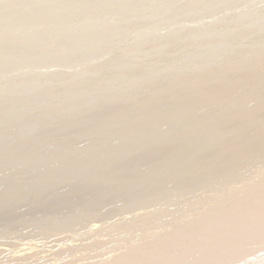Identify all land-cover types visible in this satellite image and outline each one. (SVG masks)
Listing matches in <instances>:
<instances>
[{"label": "rangeland", "instance_id": "rangeland-1", "mask_svg": "<svg viewBox=\"0 0 264 264\" xmlns=\"http://www.w3.org/2000/svg\"><path fill=\"white\" fill-rule=\"evenodd\" d=\"M6 1L0 264H181L238 227L215 221L264 184V0ZM229 246L218 264H264L262 241Z\"/></svg>", "mask_w": 264, "mask_h": 264}, {"label": "bare ground", "instance_id": "bare-ground-1", "mask_svg": "<svg viewBox=\"0 0 264 264\" xmlns=\"http://www.w3.org/2000/svg\"><path fill=\"white\" fill-rule=\"evenodd\" d=\"M15 0H12L11 2H10V4L11 5H13V6H11V8L13 7V8H16V7H19L20 8V6H18V5H21V1H19V0H16V3H17V1H18V3L16 4V7H15V2H14ZM3 2V1H2ZM5 2V1H4ZM8 1H6V3H7ZM8 2V3H9ZM14 2V3H13ZM8 3H7V6H8ZM20 3V4H19ZM26 3V2H25ZM25 3H23L24 4V7H26L25 6ZM5 4V3H4ZM4 4H2L3 6H4ZM2 6V7H3ZM10 6V5H9ZM23 6H21V9H23L22 8ZM8 10L10 9V7L8 8V7H6ZM21 9H18L19 10V15H20V12L22 11ZM0 10H1V8H0ZM11 10V9H10ZM15 11H17V8H16V10ZM23 12H24V10H23ZM16 13V12H15ZM22 13V12H21ZM35 13V12H34ZM49 13V12H48ZM18 14H16V15H18ZM18 15V16H19ZM23 15V14H22ZM21 16V15H20ZM19 16V17H20ZM28 16V15H27ZM26 16V17H27ZM50 16V15H49ZM25 17V16H24ZM14 19L16 18V17H13ZM18 18V17H17ZM21 18H23V17H20V19ZM29 18V17H28ZM1 19V18H0ZM20 19H17V20H20ZM21 21V20H20ZM23 21V20H22ZM8 22V21H7ZM6 22V23H7ZM11 24V23H10ZM244 51V50H243ZM256 66V65H255ZM259 72L260 73H257L256 74V77H257V75L258 76H260V77H263L264 78V70H263V68L261 69V71L259 70ZM235 76V75H234ZM233 76V77H234ZM252 77H254V76H252ZM223 78H224V76H223ZM226 78V77H225ZM229 77H227V80H228V82H229V79H228ZM231 78V77H230ZM236 78V77H235ZM251 78V77H250ZM218 79H220V78H218ZM234 79V78H233ZM242 79V78H241ZM254 79V78H253ZM262 79V78H261ZM198 80V79H197ZM221 80H224V79H221ZM232 80V79H231ZM236 81H238V80H240V78L239 79H235ZM234 80V81H235ZM203 81V80H202ZM220 81V80H219ZM233 80H232V82H234ZM246 81V80H245ZM198 82V81H197ZM224 82V81H223ZM231 82V83H232ZM240 82V81H239ZM238 82V83H239ZM243 82V81H242ZM237 83V82H236ZM249 83V82H248ZM247 83V84H248ZM262 83V82H261ZM196 84V83H195ZM200 84V83H199ZM215 84V83H214ZM223 84V83H222ZM229 84V83H228ZM246 84V85H247ZM250 84V83H249ZM252 84V83H251ZM194 85V84H193ZM192 85V86H193ZM196 85H198V83L196 84ZM202 85V84H201ZM199 86V87H204V85H202V86ZM217 85H219V84H217ZM227 85V84H226ZM242 84H231V87H230V85H229V87H230V89L229 90H234L235 92H237L238 91V88H239V86H241ZM253 85V84H252ZM264 85V82H263V84H262V86ZM183 86V85H182ZM250 86V85H249ZM248 86V87H249ZM262 86H260V87H262ZM195 87V86H194ZM218 87H220V86H218ZM226 87V86H225ZM242 87V86H241ZM256 87H258V85L256 86ZM260 87H258V88H260ZM184 88V87H183ZM183 88H182V90H183ZM186 88V87H185ZM196 88H197V86H196ZM195 88V89H196ZM205 89H207V87H204ZM204 88H202V89H204ZM211 89H212V87H210ZM228 88V86L226 87V90H228L227 89ZM201 89V88H200ZM204 89V90H205ZM245 89H246V87H245ZM261 89V88H260ZM189 90V93H190V89H188ZM197 90V89H196ZM195 90V91H196ZM248 90V89H247ZM250 90V89H249ZM168 91V90H167ZM191 91H192V89H191ZM197 91H199V90H197ZM196 91V93H197V95L198 94H200V92L198 93ZM203 91V90H202ZM245 91V90H244ZM222 92H224V90L222 91ZM221 92V93H222ZM246 92V91H245ZM248 92V91H247ZM185 93L187 94V92L185 91ZM188 93V94H189ZM192 93V92H191ZM196 93H194L193 95H195ZM219 93V92H218ZM240 93V92H239ZM242 93H243V91H242ZM82 94V93H81ZM210 93H207L206 92V94L205 95H209ZM220 94V93H219ZM218 94V95H219ZM224 94V93H223ZM244 94V93H243ZM242 94V95H243ZM192 94H191V96H193ZM203 95V94H202ZM235 95V94H234ZM239 95V94H238ZM241 95V94H240ZM252 95V94H251ZM190 96V95H189ZM188 96V97H189ZM210 96V95H209ZM197 97V96H196ZM200 97V96H199ZM204 97V96H203ZM204 98H206V97H204ZM221 98V97H220ZM242 98V97H241ZM173 99V98H172ZM189 99V98H188ZM195 99V98H194ZM198 99V98H197ZM229 99V98H228ZM228 99H226L227 101H228ZM235 99V98H234ZM240 99V98H239ZM175 100V99H174ZM192 100V99H191ZM198 100H201L200 98L198 99ZM204 100V99H203ZM206 100H207V98H206ZM206 100H204V101H206ZM209 100V99H208ZM207 100V101H208ZM225 99H224V102L226 101ZM252 100V99H251ZM255 100V99H254ZM147 101H148V99H147ZM150 101H151V99H150ZM186 101H188L187 99H186ZM206 101V102H207ZM210 101V100H209ZM209 101H208V103H209ZM162 102V101H161ZM172 102V101H171ZM205 102V103H206ZM212 102V101H211ZM210 102V103H211ZM222 102H223V100H222ZM238 102V101H237ZM241 102V101H240ZM188 103H189V101H188ZM199 103V102H198ZM200 103H202V102H200ZM208 103H206V105L208 104ZM225 103H227V102H225ZM228 103H229V101H228ZM242 103V102H241ZM263 103V102H262ZM173 104V103H172ZM203 104H204V102H203ZM191 105V104H190ZM196 105V104H195ZM210 105H212V104H210ZM223 105V104H222ZM199 107V106H198ZM197 107V108H198ZM204 107V106H203ZM203 107H201V108H203ZM213 107V106H212ZM225 107V106H224ZM227 107V106H226ZM248 107V106H247ZM252 107V106H251ZM251 107H250V109H251ZM149 108V107H148ZM229 109H230V107H228ZM256 108H258L257 106H256ZM256 108H255V110H256ZM260 108H261V105H260ZM143 109V108H142ZM182 109V108H181ZM243 109V108H242ZM245 109V108H244ZM248 109V108H247ZM246 109V110H247ZM253 109H254V107H253ZM262 111H263V109H264V105H262ZM261 109H260V111H261ZM28 110V109H27ZM31 110V109H30ZM149 110V109H148ZM254 110V111H255ZM258 110V109H257ZM185 111V110H184ZM251 111V110H250ZM128 112V111H127ZM246 112H248V111H246ZM259 112V111H258ZM264 112V111H263ZM65 113V112H64ZM154 112L152 111V114H153ZM160 113V112H159ZM158 113V114H159ZM179 113V112H178ZM224 113V112H223ZM234 112H232L231 114H233ZM240 113V112H239ZM255 113V112H254ZM254 113H252V114H254ZM261 113V112H260ZM149 114V113H148ZM164 114V113H163ZM149 115H151V113L149 114ZM148 115V116H149ZM156 115V114H155ZM189 115V114H188ZM194 115V114H193ZM226 115V114H225ZM250 115V114H249ZM152 116V115H151ZM157 116V115H156ZM166 116H168V115H166ZM171 116H173V115H171ZM170 116V117H171ZM175 116H177V113H176V115ZM180 117H181V115H179ZM228 116V115H227ZM232 116V115H231ZM145 117V116H144ZM154 117V116H153ZM161 117V116H160ZM159 117V118H160ZM169 117V118H170ZM189 117V116H188ZM214 117V116H213ZM246 117V116H245ZM253 117V116H252ZM118 118V117H117ZM158 118V117H157ZM162 118H164V117H162ZM168 118V117H167ZM183 118H184V115H183ZM231 118V117H230ZM147 119V118H146ZM151 119V118H150ZM161 119V118H160ZM171 119V118H170ZM180 119V118H179ZM232 119H234V118H232ZM246 119V118H245ZM244 119V120H245ZM125 119H123V121H124ZM130 120V119H129ZM156 120V119H155ZM173 120V119H172ZM190 120V119H189ZM218 120V119H217ZM243 120V119H242ZM249 120V119H248ZM121 121L122 120H120V123H119V128L118 129H121ZM122 121V122H123ZM127 121V120H126ZM160 121V120H159ZM183 121V120H182ZM185 121V120H184ZM188 121V120H187ZM178 122V121H177ZM181 122V121H180ZM203 122V121H202ZM215 122H216V120H215ZM214 122V123H215ZM219 122V121H218ZM223 122V121H222ZM228 122V121H227ZM252 122V121H251ZM116 123V121L114 122V124ZM128 123H130V121L128 122ZM159 123V122H158ZM161 123V122H160ZM176 123V122H175ZM188 123V122H187ZM214 123H212V124H214ZM148 124H150V123H148ZM173 124V123H172ZM177 124V123H176ZM175 124V125H176ZM194 124V123H193ZM205 124V123H204ZM208 124H211V123H208ZM211 124V125H212ZM215 124H217V123H215ZM214 124V125H215ZM221 124V123H220ZM248 124H251V123H248ZM67 125V124H66ZM65 125V126H66ZM174 125V124H173ZM184 125V124H183ZM213 125V126H214ZM32 126V125H31ZM73 126V125H72ZM205 126V125H204ZM156 127V126H155ZM158 127V126H157ZM186 127V126H185ZM188 127V126H187ZM126 128V127H125ZM124 128V129H125ZM130 128H131V126H130ZM145 128V127H144ZM150 128V127H149ZM191 128H193V127H191ZM204 128V127H203ZM202 128V129H203ZM208 128H209V126H208ZM207 128V129H208ZM214 128V127H213ZM212 128V129H213ZM219 129H220V127H218ZM22 129V128H21ZM67 129V128H66ZM68 129H70V128H68ZM154 129V128H153ZM181 129V128H180ZM200 129V128H199ZM198 129V130H199ZM206 129V128H205ZM222 129V128H221ZM220 129V130H221ZM240 129V128H239ZM111 130H113V129H110V131ZM136 130V129H135ZM143 130H145V129H143ZM186 130H187V128H186ZM225 130V129H224ZM228 130V129H227ZM120 131V130H119ZM118 131V132H119ZM147 131V130H146ZM164 131V130H163ZM190 131H193V132H195L194 131V129L193 130H190ZM209 131V130H208ZM208 131H207V133H208ZM222 131V130H221ZM226 131V130H225ZM261 131H263V133H264V127L262 128V130ZM121 132H122V129H121ZM143 132H145V131H143ZM205 132V131H204ZM232 132V131H231ZM257 132H260V131H257ZM140 133V132H139ZM141 133H142V131H141ZM147 133V132H146ZM156 133V132H155ZM189 133V132H188ZM202 133V132H201ZM206 133V132H205ZM240 133V132H239ZM262 133V134H263ZM107 134V133H106ZM105 134V135H106ZM130 134V132H128V134H127V136ZM191 134V133H190ZM221 134V133H220ZM246 134V133H245ZM259 136H260V133H257ZM262 134H261V137H262ZM113 135V134H112ZM131 135V134H130ZM159 135V134H158ZM205 135V134H204ZM224 135V134H223ZM250 135L251 136H253V135H255V134H249V137H250ZM103 136V135H102ZM109 136H111V133H110V135ZM108 136V137H109ZM151 136V135H150ZM160 136V135H159ZM191 136H192V134H191ZM228 136V135H227ZM258 136V137H259ZM104 137V136H103ZM130 137H132V136H130ZM144 137V136H143ZM205 137H206V135H205ZM204 137V138H205ZM225 137V136H224ZM223 137V138H224ZM241 137H243V136H241ZM240 137V138H241ZM258 137L257 138H255V139H257L258 140ZM111 138V137H110ZM147 138V137H146ZM248 138V137H247ZM246 138V139H247ZM109 139V138H108ZM128 139H130L129 137H128ZM136 139V138H135ZM141 139H143V138H141ZM151 139V138H150ZM215 139V138H214ZM220 138H218V140H219ZM225 139V138H224ZM233 139V138H232ZM249 139V138H248ZM262 139V138H261ZM264 139V138H263ZM111 140V139H110ZM145 140V139H144ZM200 140V139H199ZM223 140V139H222ZM243 140V139H242ZM259 140H260V138H259ZM258 140V141H259ZM49 141V140H48ZM125 141H127V140H125ZM209 141L211 142L212 140L211 139H209ZM258 141H256V143L258 142ZM133 142V141H132ZM219 142V141H218ZM223 142V141H222ZM242 142V141H241ZM191 143H192V141H191ZM212 143V142H211ZM223 143H225V142H223ZM263 143V142H262ZM261 143V144H262ZM55 144V143H54ZM147 144V143H146ZM149 144V143H148ZM214 144V143H213ZM221 144V143H220ZM219 144V145H220ZM258 144V143H257ZM260 144V143H259ZM160 145V144H159ZM222 145V144H221ZM199 146V145H198ZM203 146V145H202ZM223 146V145H222ZM221 146V147H222ZM263 146V145H262ZM113 147V146H112ZM149 147V146H148ZM161 147V146H160ZM224 147V146H223ZM49 148V147H48ZM176 148V147H175ZM203 148V147H202ZM201 148V149H202ZM210 148V147H209ZM263 148V147H262ZM196 149V148H195ZM241 149V148H240ZM128 150V149H127ZM179 150V149H178ZM141 151V150H140ZM180 151V150H179ZM189 152H191V150L189 151ZM196 152V151H195ZM204 152V151H203ZM49 154V153H48ZM143 154V153H142ZM180 154V153H179ZM21 155V154H20ZM55 156V155H54ZM187 156V155H186ZM62 157V156H61ZM56 158V157H55ZM142 158V157H141ZM242 159V158H241ZM211 160V159H210ZM216 160H218V159H216ZM45 161V160H44ZM85 161V160H84ZM111 161V160H110ZM230 161V160H229ZM212 163V162H211ZM1 164V163H0ZM21 164V163H20ZM37 164V163H36ZM50 164V163H49ZM56 164V163H55ZM81 164V163H80ZM201 164V163H200ZM84 165V164H83ZM183 167V166H182ZM210 167V166H209ZM231 167V166H230ZM52 168V167H51ZM149 171V170H148ZM158 172V171H157ZM164 172V171H163ZM136 173V172H135ZM147 173V172H146ZM112 174V173H111ZM204 174V173H203ZM156 176H157V174H156ZM167 176V175H166ZM203 176V175H202ZM35 178V177H34ZM38 178V177H37ZM168 179V178H167ZM82 182V181H81ZM155 182V181H154ZM160 182V181H159ZM262 182V181H261ZM260 182V183H261ZM83 183V182H82ZM258 185H256V187H257ZM255 187V186H254ZM253 187V188H254ZM254 188L255 190H257L259 193H258V195H257V193H255L256 191H254V193H253V195H257V196H262V197H257V196H255V197H253L252 196V192H250V195L248 196L247 194H245V195H242V197L240 198V201L236 204V205H234L232 208H231V210H229V212L231 211L232 213L230 214L229 212V215L227 216L226 215V217L225 216H223V217H220L219 216V218L217 217V221H215V222H217V224H219V225H227V227H228V225H232V223H230L231 221H235V223L238 225V227H236V228H232V227H230L229 226V228L227 229V228H225V229H227V231L228 232H226L227 234H228V237L226 236V240L225 241H222L221 240V238H222V236L225 234V235H227L226 233H223V235H222V233H221V238L220 239H218V240H212V238L211 239H206V240H204V241H199L198 242V244H199V246H197L196 244V246L195 245H193L192 247H194V249L195 250H199V253H201V255H200V258H199V255H198V258L197 257H194V256H190L191 258L192 257H194V259H187L185 262H183V263H181V264H212V263H208V262H206V258H207V256L208 255H210V252H212V251H215V252H217L219 255H217L216 256V258H217V261L216 262H214V264H218V262L220 261L221 262V260H226L227 259V257H230V253L229 252H231V250H230V246H229V244L231 245V243H232V241H238V242H240L241 240H242V236H247V237H249L250 239L252 238L254 241H262L263 243H264V184H263V182H262V184H260V186L259 187H257V188ZM242 193H243V191H242ZM6 198V197H5ZM223 199V198H222ZM238 199V198H237ZM233 200H234V198H233ZM236 200V199H235ZM228 203V202H227ZM221 209V208H220ZM214 214V215H213ZM210 213V215H212V217H210L211 219L210 220H212V219H214L213 218V216H215V212L214 213ZM227 214V213H226ZM216 215H219V214H216ZM249 215H252L253 216V219L255 220V218L257 219V221H250V220H253V219H250V220H248V219H246V216L248 217ZM206 218V217H205ZM203 219V218H202ZM206 219H208L209 220V216L206 218ZM230 223V224H229ZM207 224V223H206ZM208 224H210V223H208ZM214 225V224H213ZM213 225H211V226H213ZM210 226V225H209ZM198 228V227H197ZM213 228V227H212ZM211 228V229H212ZM216 228V227H215ZM214 228V229H215ZM221 228V227H220ZM210 229V230H211ZM186 230V229H185ZM216 230V229H215ZM218 231H219V228L217 229ZM231 230H233V232L231 231ZM193 231V230H192ZM195 231V230H194ZM231 231V232H230ZM189 232V231H188ZM199 232V231H198ZM216 232V231H215ZM200 233V232H199ZM204 233V232H203ZM206 233H207V231H206ZM195 234V233H194ZM193 234V235H194ZM209 232H208V234H206V235H208L207 237L208 238H210V237H212V235L209 237ZM205 235V234H204ZM217 235L218 234H215V236L217 237ZM215 236H213V239L215 238ZM201 237H202V235H201ZM204 237V236H203ZM218 237H219V235H218ZM206 238V237H205ZM225 237L223 236V238L222 239H224ZM227 238H228V240H227ZM179 239H181V238H179ZM188 239H190V238H188ZM172 240V239H171ZM183 240V239H182ZM191 240H192V238H191ZM193 240H194V238H193ZM221 240V241H220ZM162 241V240H161ZM181 241V240H180ZM251 241V240H250ZM243 242H245V241H243ZM242 242V243H243ZM183 243V242H182ZM246 243H248V242H246ZM171 245V244H170ZM244 245V244H243ZM255 245V244H254ZM253 245V246H254ZM75 246V245H74ZM153 246V245H152ZM62 247V246H61ZM198 247H199V249H198ZM244 247V246H243ZM252 247V246H251ZM170 248V247H169ZM241 248V247H240ZM249 249H252V248H250V247H248ZM254 248V247H253ZM25 249V248H24ZM243 249H245V248H242V250ZM31 249H29V251H30ZM189 250H191V249H189ZM230 250V251H229ZM235 250V249H234ZM240 250V249H239ZM246 250V249H245ZM24 251H26V249L24 250ZM29 251H26V252H28V253H23L24 255H22V259H20L21 261H45L44 259H42L40 256H38L37 254H34L33 252H31V253H29ZM67 251V250H66ZM194 251V250H193ZM193 251H192V255H197L198 254V252L197 251H194V253H193ZM236 251V250H235ZM65 251H63V252H61V253H64ZM99 252V251H98ZM191 252V251H190ZM197 252V253H196ZM59 253V252H58ZM169 253H171V252H169ZM189 253V252H188ZM234 253V252H233ZM214 255V253L212 252L211 253V255ZM234 254H237V253H234ZM58 256H59V254H57ZM176 255H178V254H171V255H168V256H165V258H164V260L163 261H165V263H162V264H175L174 262L175 261H177V259H176ZM212 255V256H213ZM62 256V255H61ZM64 256V255H63ZM132 257V256H131ZM214 257H215V255H214ZM9 258V257H8ZM188 258V257H187ZM5 259H7V258H5ZM139 259V258H138ZM211 259V258H210ZM214 259V258H213ZM4 260V259H3ZM11 260V259H10ZM18 260V259H17ZM142 260V259H141ZM141 260H139V261H141ZM121 261H123V260H121ZM131 261H133V260H131ZM134 261H135V259H134ZM144 261V260H143ZM129 262V261H128ZM135 263V262H134ZM247 263V262H246ZM249 263V262H248ZM32 264V263H31Z\"/></svg>", "mask_w": 264, "mask_h": 264}]
</instances>
